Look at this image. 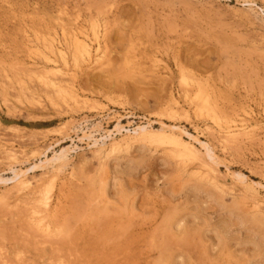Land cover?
Here are the masks:
<instances>
[{
    "label": "rangeland",
    "instance_id": "374dc122",
    "mask_svg": "<svg viewBox=\"0 0 264 264\" xmlns=\"http://www.w3.org/2000/svg\"><path fill=\"white\" fill-rule=\"evenodd\" d=\"M0 264H264V0H0Z\"/></svg>",
    "mask_w": 264,
    "mask_h": 264
},
{
    "label": "bare ground",
    "instance_id": "6f19581e",
    "mask_svg": "<svg viewBox=\"0 0 264 264\" xmlns=\"http://www.w3.org/2000/svg\"><path fill=\"white\" fill-rule=\"evenodd\" d=\"M73 47H74V45H73ZM53 49H54V47H53ZM90 49V48H89ZM89 49H88V46L87 45H79V44H77V43H75V52L73 51V53L72 54H74V60H76L77 61V59L78 58H82V56H89V54H90V52H89ZM62 52V51H61ZM54 52L52 51V54H53ZM44 55V57L45 58H47L46 57V55L45 54H43ZM64 55V54H63ZM48 60H47V62L49 61V58H47ZM46 62V63H47ZM50 62V61H49ZM51 62H52V60H51ZM50 62V63H51ZM54 64V63H53ZM45 65V64H44ZM45 66H47V65H45ZM49 66V65H48ZM47 68V67H46ZM44 70V69H43ZM47 70V69H46ZM48 70H49V68H48ZM53 70V69H52ZM55 70V69H54ZM49 71H51V69L49 70ZM40 75H42V74H40ZM45 76V75H44ZM51 76H52V74H51ZM48 77V76H47ZM45 80V83L47 82V80H46V78H44V77H42V80ZM52 81V80H51ZM50 81V82H51ZM42 82H44V81H42ZM54 82H56L55 81V79H54ZM47 85H48V82L46 83ZM51 85H53V82L52 83H50ZM60 84V83H59ZM58 84V85H59ZM46 85V86H47ZM54 86V85H53ZM59 89V88H58ZM62 89V88H61ZM201 94V93H200ZM198 95V94H197ZM195 99H197V98H195ZM198 102V101H197ZM199 102H200V100H199ZM201 103V102H200ZM203 104V103H202ZM210 109H211V107H210ZM212 110V109H211ZM217 118V117H216ZM218 120H219V118H218ZM121 128V127H120ZM140 128H143V127H140ZM173 129H176L175 127H172ZM119 129V128H118ZM118 129L116 130V131H118ZM146 130V128H144V131ZM162 130V129H161ZM181 132V131H180ZM84 137H85V134H84ZM89 137H90V135H89ZM178 137V136H177ZM183 138V137H182ZM182 138H180V139H175V138H165L164 139V141L165 142H167V143H169V144H173V145H180L181 143H182V141L184 142V140H181ZM83 139V138H82ZM103 139L104 138H102V146L104 145L103 144ZM95 140V139H94ZM195 140V139H194ZM100 142V141H99ZM99 143H98V141H94V142H92V145L93 146H96V145H98ZM199 144L202 146V148H204L205 150H206V152H207V154H208V156L209 157H211V155H212V153H211V151H210V149H209V147H207V145H205V144H203V142L202 143H200L199 142ZM100 145V144H99ZM115 148V147H114ZM112 149H113V147H112ZM100 150V149H99ZM8 152H9V150H7ZM110 151H112V150H110ZM116 151V150H115ZM12 157V156H11ZM57 161V160H56ZM19 172H20V170H19ZM21 173V172H20ZM18 174V177H20V175H22L23 176V174ZM25 173V172H24ZM238 175V174H237ZM238 177H239V175H238ZM21 178V177H20ZM23 178H24V176H23ZM18 181H20V179L18 180ZM24 181V180H23ZM18 183H21V182H18ZM24 183H26V181H24ZM23 183H21L20 185H22ZM27 184V183H26ZM19 185V184H18Z\"/></svg>",
    "mask_w": 264,
    "mask_h": 264
}]
</instances>
